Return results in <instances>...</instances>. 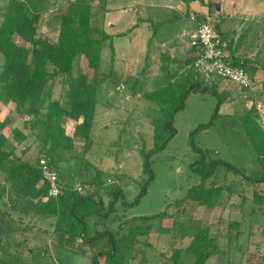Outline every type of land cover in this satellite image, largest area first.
<instances>
[{
	"label": "rangeland",
	"instance_id": "obj_1",
	"mask_svg": "<svg viewBox=\"0 0 264 264\" xmlns=\"http://www.w3.org/2000/svg\"><path fill=\"white\" fill-rule=\"evenodd\" d=\"M185 1H109L107 20L115 27H108L107 22H104V27L107 26L112 34H124L123 37L115 38L114 45L120 61L131 72L128 76L130 84L126 81L128 86L125 90L128 94H131V87L141 94H147L169 84L166 75L168 70L166 74L160 73L152 78L149 76L154 65L153 56L150 57L149 53L152 54L151 49L155 51L158 44L165 51L175 42L190 43L192 23L183 15L187 12L207 15L222 33L229 36L236 34L240 37L248 30L243 42L246 48L244 53L251 58L259 54L264 58V0H196L189 5ZM7 2L0 0V6L5 7ZM67 9L66 0L50 3L42 25L44 38L52 42L56 40L60 18ZM174 13L175 20L167 22ZM152 19L163 23L155 35ZM137 23L140 25L135 27ZM14 41L26 46L18 37ZM111 51L110 43L107 42L102 54L101 68L104 71L111 68ZM80 64V70L86 71L84 63ZM87 72L94 75L93 71ZM250 73L253 75V69H250ZM177 78L175 82L180 88L173 98L168 94L164 96V108L146 99L139 100L132 94L127 100L121 91L118 100L122 101L124 108L117 113L118 119L106 121L109 127L107 131L97 129L98 139L94 141L90 152H87L89 148H84L85 144L79 145L76 147L77 156L59 166L61 183L66 182L75 187L79 184L76 188L85 187L86 195L96 194L97 198L105 202L101 215L107 212L113 191L121 188L124 198L117 197L115 212L111 213L108 223H100L96 215L88 223L91 237L106 229L116 232V236L117 233H129L133 226L149 228L148 235L137 236L136 242L127 251L124 264H171L170 257L178 249L183 251L181 264H192L193 257L185 252L191 239L184 238L183 233H193L199 225L209 226L211 236L217 240L218 249L213 252L208 264H264V202H254V192L264 199V183L245 186L240 177L220 168L215 178L207 183L209 185L214 181L223 187L215 209L206 210L197 207L194 202L177 204L187 197L189 190L202 182L201 175L193 171V164L200 160V155L194 150L192 142L205 153L208 162L221 160L234 165L246 176L259 178L263 175L258 156L245 143L241 122V116L253 106L258 111L259 123L264 129L263 87L255 81L252 86L254 91H243L225 80L207 78L199 73L193 76V81L179 76ZM110 84H115V81H109ZM191 84L201 85L202 89L216 87L219 95L228 96L227 101L220 106L218 118L214 114L222 96L217 97L211 90L186 89ZM98 96L108 101L104 90ZM11 108L0 103V121L8 117ZM169 121L172 130L166 127ZM210 123V127L201 128ZM172 133L174 136L170 138ZM6 135L12 143L7 150L15 148L16 154L22 156L23 144L12 136V131H7ZM35 143L33 141L30 151L24 156L32 164H36L40 157V145ZM163 146V150L149 157L150 171L145 170L142 152H153ZM150 174L153 175L151 180ZM145 187L146 193L139 203H135ZM6 203V198L0 201V210L10 212L19 225L26 226L34 219L29 234L16 236V241L21 242V253L29 263L92 264L93 255L100 253L101 246L91 249L80 239L76 240L75 245L59 244L58 235L54 232L55 218L20 215ZM163 212H167L170 217L136 221L137 218ZM126 221L131 223L122 227ZM168 230L169 233L166 232ZM29 248L34 251L31 255ZM105 258L101 256L99 264H107Z\"/></svg>",
	"mask_w": 264,
	"mask_h": 264
},
{
	"label": "trees",
	"instance_id": "obj_2",
	"mask_svg": "<svg viewBox=\"0 0 264 264\" xmlns=\"http://www.w3.org/2000/svg\"><path fill=\"white\" fill-rule=\"evenodd\" d=\"M52 1L60 0H8L5 7L0 6L2 19L0 103L6 107L12 106L8 117L0 121V201L6 198V204L20 215L33 218L47 215L55 218L54 232L58 235L59 244H75L76 240L80 239L91 249L101 246L100 253H96L91 258L92 264H99L101 256L106 257L107 264H124L127 251L132 248L137 236L148 235L149 228L133 226L129 233L122 235L117 233L116 236V232L106 229L102 232L98 231L91 237L88 223V220L95 215L98 216L100 223H108L111 213L115 212L117 197L124 198L121 188L113 191L112 202L103 215L101 213L105 208V202L101 198H97L94 193L86 195L85 187L78 191L68 183L64 185L62 195L58 199L43 201L48 196L49 185L43 178L39 162L42 158L49 159L50 164L62 175L59 166L77 156L75 152L78 142L83 141L85 149L91 148L94 121L100 102L98 93L113 73L112 69L104 71L101 68L103 49L107 42L110 43L112 50V64L115 57L114 36L107 34L104 27L110 0H66L68 9L60 18L54 42L42 35L44 15L48 12ZM195 1L185 2L189 5ZM195 13L201 18L200 13ZM189 14L187 12L183 15L189 19ZM174 20L175 16L167 22ZM162 25L161 22H152L154 35ZM194 27L196 29V24ZM215 27L227 43L229 53L227 60L233 66L248 72L253 82L257 81L262 85L264 94V58L260 54L256 58L239 54V49L245 45L243 42L249 31L246 30L235 43L234 40L228 39L227 33L220 31L218 25ZM235 35L233 34L234 37ZM15 37L23 40L26 46L18 45L14 41ZM191 52L192 55L183 61L179 68L180 70L188 68L185 69L187 73L183 77L190 81L197 74L193 65L195 49L192 48ZM161 57L164 63L166 61L164 55ZM81 62L84 63L86 71L80 70ZM250 69H253V75ZM87 71H93L96 76L89 75ZM178 88L180 86L176 82L169 83L158 91L145 94L143 98L157 107L164 108V96L168 94L173 98ZM196 88L204 92L211 90L217 97L221 95L217 93L216 87L202 89L201 85L191 84L186 89ZM170 92L172 93L169 94ZM227 98V95L222 96V99L219 98L215 118L220 116V106L227 101ZM256 111L255 107L251 106L248 112L241 116V122L246 136L245 143L249 144L258 156V163L264 172V129L259 123L260 118ZM81 119L82 123H79ZM18 120L22 121L23 130L13 128ZM67 120L76 123L73 137L66 135L64 125ZM167 126L172 130L171 121L166 123ZM210 126L211 123L201 128ZM8 129L19 143H24L29 136H34L36 143L40 145V157L36 164L24 159L25 154L31 149L30 146L24 147L22 156L16 154L15 148L7 150V147L12 146L6 135ZM24 131H27V134ZM173 136L174 133L170 138ZM192 145L200 155V160L193 164V171L201 175L202 182L189 190L187 197L177 204L194 202L197 207L206 210L215 209L222 196L223 187L218 186L214 181L209 185L207 183L215 178L220 168H225L236 177H240L245 186L264 183V173L259 178L250 177L227 162L221 160L208 162L205 153L195 147L193 142ZM163 149L164 146L156 148L153 152H142L145 170L150 171L149 157ZM149 178L153 179V175L150 174ZM145 193L146 187L135 203H139ZM254 196V202L263 204V197L255 192ZM243 200L246 201L245 198ZM167 217L170 215L163 212L151 217H140L136 221H154ZM33 220H30V224L21 226L10 212L0 210V264H33L23 257L19 248L21 242L16 241V236L21 237L31 232ZM129 223L126 221L122 227ZM183 237L191 239L185 252L193 257L192 264H208L213 252L218 249L216 237L211 236L209 226L199 225L193 233L184 231ZM28 251L30 255L34 252L31 248ZM182 252L178 249L171 255V264H181Z\"/></svg>",
	"mask_w": 264,
	"mask_h": 264
},
{
	"label": "crops",
	"instance_id": "obj_3",
	"mask_svg": "<svg viewBox=\"0 0 264 264\" xmlns=\"http://www.w3.org/2000/svg\"><path fill=\"white\" fill-rule=\"evenodd\" d=\"M109 11H110V8H109V2H108V13H109ZM108 13L106 14L107 26L108 27L111 26V28H113V27H115V24H113L110 20L109 21L107 20ZM173 16H175V18H176V14L175 13L172 15V17ZM152 22L153 23H159V21H154L153 19H152ZM137 24H136L137 26L135 25V27H138L140 25L139 23H137ZM107 26H105L106 33L111 35V36H114L113 46H114V50H115V57H114V63L113 64L111 63V59H110V63H111V65H110L111 68L110 69L113 70V73L110 76V78H108L106 80V82L101 86V89L99 90V93H100L101 90L105 91V94H106V96L108 98V101L106 102V99L99 98L101 102H99V104H98L97 115H96L95 121H94V128H93L92 140H91V146L92 147L89 148L90 150H88L87 152L91 151V149L93 148L94 141L96 139H98V137H97L98 134L96 136V133H98L97 129H101L103 131H107L106 129L109 128V127L106 125V121H108V119H115V118L118 119L117 113L120 111L121 108H124L123 104L121 103L122 101L118 100V97H119L121 91H122V93L125 94V99H127V100L130 99V95L131 94L133 96H135L139 100H144L143 96L146 94V93L145 94L139 93L133 87H131V89H130V91H131L130 93L131 94H128L126 92L125 89H127L126 87L130 84V78L128 80V76H130L131 72L129 70H127V65L124 62L120 61L119 55H117V50H116L115 45H114L115 38L123 37V36H119V35H121L119 33L112 34L111 32H109L107 30ZM191 26H192V28H191V31L189 32L190 36H191V39H190V43L189 44L186 45V44H184L182 42L181 43H179V42L176 43L175 42V44H172L169 47L170 49L167 48L165 51L162 50L161 47H159V44H158L157 45V49L155 51H152V49H151V53L152 54L149 53V55H150V57L153 56L152 59L154 60V61H152L154 65L151 66L152 72L149 75V76H151V78L153 76H156L157 74H160V73L166 74V71L168 70V73L166 75L168 76L169 83H173V82L177 81V79H178L177 77L178 76L179 77H183L184 75H186L187 70H185V69H188V68H185L183 70L182 69L180 70L179 68H180V65L182 64V62L187 60L192 55L191 42H192V38H193L194 33H195V27H194V24L193 25L191 24ZM228 37H229L228 39L230 41L234 40L235 43H236L240 39L241 36L239 37L237 35V36L234 37L233 35L229 36V34H228ZM245 49H246L245 45H242L241 48L239 49V54L240 55L249 56L248 54L244 53ZM162 55H164V57L166 59V61L164 63L162 62V57H161ZM173 75H175V76L173 77ZM95 76L96 75L94 73L93 77H95ZM109 81H113V82L115 81V84L108 85ZM126 81H128V85H127ZM192 81H193V79H192ZM117 88H118V90H117ZM116 98H117V100H116ZM4 107H6V106H4ZM9 114H10V112H9ZM79 123H82V119L80 120ZM75 126H76V123L73 122L72 120H67L65 122L64 127H65V130H66V135L68 137H73L74 132H75ZM13 128H19V129L23 130L22 121L18 120L15 123ZM8 131H11V130L8 129ZM24 133L27 134V131H24ZM33 141H35L34 136H29L27 141L24 142V143H21V145L23 144L24 147L31 146L33 144ZM35 144L38 145V143H35ZM79 145H84L83 141L78 142L76 146L78 147ZM76 151H77V149H76ZM75 154H76V152H75ZM61 184H62V187H64L63 185H65L66 182H64V184L63 183H61ZM76 185L78 186L79 184H76ZM72 187H74V189H76L78 191L80 189V188H76L73 185H72ZM43 201H45V199ZM29 223H31V222L29 221ZM65 244H67V243H65Z\"/></svg>",
	"mask_w": 264,
	"mask_h": 264
},
{
	"label": "built area",
	"instance_id": "obj_4",
	"mask_svg": "<svg viewBox=\"0 0 264 264\" xmlns=\"http://www.w3.org/2000/svg\"><path fill=\"white\" fill-rule=\"evenodd\" d=\"M200 14L201 18L191 12L188 19L192 24H196L191 42L192 48L195 49L193 65L196 72L207 78H220L241 90L254 91L252 87L254 82L248 72L233 66L227 60L229 57L227 43L222 39L213 21L207 15ZM39 168L49 185L45 201L58 199L63 189L59 172L50 164V160L45 158L40 160Z\"/></svg>",
	"mask_w": 264,
	"mask_h": 264
},
{
	"label": "water",
	"instance_id": "obj_5",
	"mask_svg": "<svg viewBox=\"0 0 264 264\" xmlns=\"http://www.w3.org/2000/svg\"><path fill=\"white\" fill-rule=\"evenodd\" d=\"M124 94V93H123ZM125 95V94H124Z\"/></svg>",
	"mask_w": 264,
	"mask_h": 264
}]
</instances>
